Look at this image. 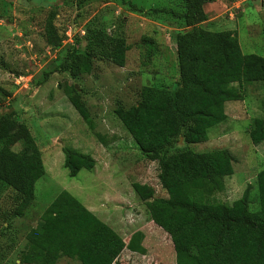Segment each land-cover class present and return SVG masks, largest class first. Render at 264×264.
Listing matches in <instances>:
<instances>
[{
	"label": "rangeland",
	"instance_id": "rangeland-1",
	"mask_svg": "<svg viewBox=\"0 0 264 264\" xmlns=\"http://www.w3.org/2000/svg\"><path fill=\"white\" fill-rule=\"evenodd\" d=\"M185 4V0H0V88L8 94L0 101V115L14 112L25 125L44 172L21 216H11L13 192L0 184V264H24L25 234L60 191L69 193L122 240L125 247L112 264H175L169 236L150 220L144 201L132 188L143 185L152 198H167L158 182L157 163L144 158L114 111L134 106L142 88H175L173 35L189 28L182 20L152 10L183 11ZM204 13L206 19L196 29L229 31L242 54L264 59V0H214ZM48 21L60 39L56 47L44 40ZM89 28L123 40L127 47L123 66L95 55L87 74L71 68L56 71L74 35L79 38L78 51L83 49ZM68 64L74 60L69 58ZM45 72L47 80L34 85ZM239 89L242 99L224 104L225 118L208 129L207 140L188 147L198 153L226 150L231 158L232 174L222 179L221 190L200 191L198 201L229 206L244 196L253 212L255 176L264 169V141L252 145L247 126L253 118L264 119V81L247 82ZM75 103L84 108L85 120ZM10 148L18 152L20 141L11 142ZM63 149L89 156L94 166L69 177ZM136 234L139 253L126 247ZM54 264L80 263L59 257Z\"/></svg>",
	"mask_w": 264,
	"mask_h": 264
},
{
	"label": "trees",
	"instance_id": "trees-1",
	"mask_svg": "<svg viewBox=\"0 0 264 264\" xmlns=\"http://www.w3.org/2000/svg\"><path fill=\"white\" fill-rule=\"evenodd\" d=\"M214 0H185L183 11L155 8L182 20L186 28L173 35L178 65L175 88L145 87L139 101L114 113L145 159L155 161L158 182L167 198H152V191L133 184L144 201L150 220L170 238L175 264H264V169L255 176L257 210L249 211L244 196L231 205L199 202L200 191L222 188V179L232 174L226 150L194 152L188 145L207 140L208 129L224 118V104L242 99L239 88L247 82L264 81V59L242 54L229 32L209 33L195 26L206 19L203 6ZM46 45L56 47L60 39L50 21L44 25ZM86 43L78 51L73 36L58 72L73 69L87 74L97 55L122 67L127 50L123 40L95 28L85 30ZM74 60L71 66L68 60ZM75 63H77L75 65ZM48 73L35 82L47 80ZM0 88V101L7 97ZM85 120L86 112L74 104ZM254 146L264 141V119L253 118L247 126ZM180 139V144H177ZM20 141L13 152L10 144ZM63 167L69 177L90 170L94 161L87 155L63 149ZM40 154L27 128L16 114L0 115V184L13 192L11 216H21L34 199V184L43 175ZM151 199V201H148ZM139 234L127 242V249L141 252ZM122 240L66 191H60L40 215L37 225L25 234L24 264H54L59 257L80 264H112L124 248Z\"/></svg>",
	"mask_w": 264,
	"mask_h": 264
},
{
	"label": "crops",
	"instance_id": "crops-1",
	"mask_svg": "<svg viewBox=\"0 0 264 264\" xmlns=\"http://www.w3.org/2000/svg\"><path fill=\"white\" fill-rule=\"evenodd\" d=\"M209 3L205 4L202 8H203V11H204V7L207 6Z\"/></svg>",
	"mask_w": 264,
	"mask_h": 264
},
{
	"label": "water",
	"instance_id": "water-1",
	"mask_svg": "<svg viewBox=\"0 0 264 264\" xmlns=\"http://www.w3.org/2000/svg\"><path fill=\"white\" fill-rule=\"evenodd\" d=\"M172 50H175L174 47H172ZM179 141H180V139H179ZM148 201H151V199H149Z\"/></svg>",
	"mask_w": 264,
	"mask_h": 264
}]
</instances>
